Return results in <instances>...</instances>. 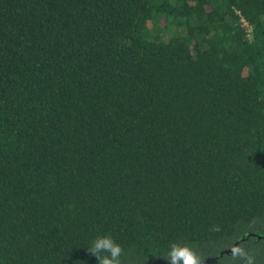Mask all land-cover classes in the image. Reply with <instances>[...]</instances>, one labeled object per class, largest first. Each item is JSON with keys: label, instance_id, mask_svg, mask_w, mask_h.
<instances>
[{"label": "trees", "instance_id": "1", "mask_svg": "<svg viewBox=\"0 0 264 264\" xmlns=\"http://www.w3.org/2000/svg\"><path fill=\"white\" fill-rule=\"evenodd\" d=\"M100 234L264 264V0H0V264Z\"/></svg>", "mask_w": 264, "mask_h": 264}, {"label": "clouds", "instance_id": "2", "mask_svg": "<svg viewBox=\"0 0 264 264\" xmlns=\"http://www.w3.org/2000/svg\"><path fill=\"white\" fill-rule=\"evenodd\" d=\"M88 251L96 257L98 264H122L125 255L124 248L110 234L97 235L91 241ZM232 256L242 264H254V258L241 247L233 248ZM164 259L167 264H203V259L197 251L189 243L180 241L169 245Z\"/></svg>", "mask_w": 264, "mask_h": 264}, {"label": "water", "instance_id": "3", "mask_svg": "<svg viewBox=\"0 0 264 264\" xmlns=\"http://www.w3.org/2000/svg\"><path fill=\"white\" fill-rule=\"evenodd\" d=\"M258 237H260V235H258ZM241 239H242V238H241ZM235 247H236V242L232 244V246H231V248H230L229 250L221 251L218 255L220 256V255H222L223 253H231V252H232V249L235 248ZM210 262H212V260H211V261H208V259H205V260L203 261V264H208V263H210Z\"/></svg>", "mask_w": 264, "mask_h": 264}]
</instances>
